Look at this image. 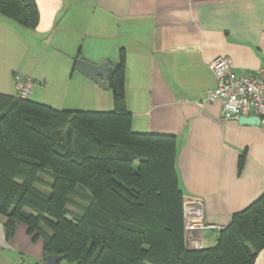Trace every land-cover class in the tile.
<instances>
[{"label": "crops", "instance_id": "1", "mask_svg": "<svg viewBox=\"0 0 264 264\" xmlns=\"http://www.w3.org/2000/svg\"><path fill=\"white\" fill-rule=\"evenodd\" d=\"M34 2L33 30L0 15V93L15 94L13 73L20 72L35 80V102L110 111L107 85L99 87L72 66L79 56L93 64L108 61L110 68L123 51L131 128L175 136L183 201H200L208 226L186 246H213L231 216L264 192V123L243 125L240 117L223 118L220 101L197 102L215 84L208 66L215 57H228L237 75L264 69V0ZM8 242L14 250L0 248V264L44 263L42 241H33L26 226ZM254 264H264V249Z\"/></svg>", "mask_w": 264, "mask_h": 264}, {"label": "trees", "instance_id": "2", "mask_svg": "<svg viewBox=\"0 0 264 264\" xmlns=\"http://www.w3.org/2000/svg\"><path fill=\"white\" fill-rule=\"evenodd\" d=\"M0 15L25 29L38 23L34 0H0ZM107 88V112L58 110L0 93L6 241L26 226L42 241V263L53 255L67 264H254L264 249V192L231 216L213 246L188 248L176 139L132 130L123 51ZM244 161L242 154L238 173Z\"/></svg>", "mask_w": 264, "mask_h": 264}, {"label": "built area", "instance_id": "3", "mask_svg": "<svg viewBox=\"0 0 264 264\" xmlns=\"http://www.w3.org/2000/svg\"><path fill=\"white\" fill-rule=\"evenodd\" d=\"M209 69L215 84L204 93L197 102L199 107L220 101L224 119L256 116L264 123V69L237 75L232 68L231 60L225 56L215 57L209 62ZM15 95L27 99L32 92L35 80L20 72L13 73ZM201 202L197 200L183 201V223L185 240H192L194 232L208 227L203 224ZM192 243H196L192 240ZM190 247V246H189ZM191 249H200L196 244ZM33 264V263H30Z\"/></svg>", "mask_w": 264, "mask_h": 264}, {"label": "water", "instance_id": "4", "mask_svg": "<svg viewBox=\"0 0 264 264\" xmlns=\"http://www.w3.org/2000/svg\"><path fill=\"white\" fill-rule=\"evenodd\" d=\"M77 70L83 74L84 76L88 77L92 81H94L99 87L105 88L107 85V72L109 68V62L104 61L100 64H93L85 59L77 58L75 60ZM239 123L243 125H252L256 126L259 125L260 118L256 116H247V117H240ZM0 248L7 249L13 251L14 248L11 244L6 241V237L4 234L3 225L0 222ZM62 259L61 256H53L47 255L44 257L43 264H58L59 261Z\"/></svg>", "mask_w": 264, "mask_h": 264}, {"label": "rangeland", "instance_id": "5", "mask_svg": "<svg viewBox=\"0 0 264 264\" xmlns=\"http://www.w3.org/2000/svg\"><path fill=\"white\" fill-rule=\"evenodd\" d=\"M58 58H59V56H57ZM32 91H33V87H32ZM106 95H107V97H111V99H112V96H111V92H110V90L107 88L106 89ZM32 96H33V94H32V92H31V94H30V97H29V99H31V100H33V98H32ZM35 100V99H34ZM111 106V105H110ZM82 108V107H81ZM109 108H112V107H109ZM110 110V109H109ZM61 264H67L66 262H62Z\"/></svg>", "mask_w": 264, "mask_h": 264}]
</instances>
